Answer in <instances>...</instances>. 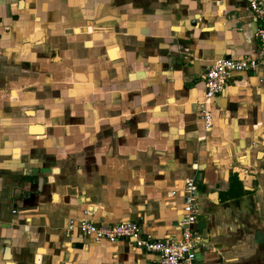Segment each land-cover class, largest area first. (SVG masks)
Instances as JSON below:
<instances>
[{
    "label": "crops",
    "instance_id": "0c3cea01",
    "mask_svg": "<svg viewBox=\"0 0 264 264\" xmlns=\"http://www.w3.org/2000/svg\"><path fill=\"white\" fill-rule=\"evenodd\" d=\"M246 0H0V264H154L79 223L179 240L198 188V264H264V67ZM72 224V225H71Z\"/></svg>",
    "mask_w": 264,
    "mask_h": 264
},
{
    "label": "built area",
    "instance_id": "2783aa9c",
    "mask_svg": "<svg viewBox=\"0 0 264 264\" xmlns=\"http://www.w3.org/2000/svg\"><path fill=\"white\" fill-rule=\"evenodd\" d=\"M253 18L262 19V26L255 36L259 42L257 58L246 59H220L206 71L204 77V101L199 105L200 119L206 129L211 125V115L207 105L224 92V88L230 75L240 72H253L259 66L264 67V0H246ZM184 205L182 220L180 222L181 238L179 240L157 241L142 233L139 224L125 221L115 225L97 226L90 221L78 224V228L84 237L95 241L109 243L130 240L135 248L156 254L154 264H198L196 262V250L204 243L200 236L192 230L198 213L196 204L198 188L192 179L186 180L182 190ZM72 225V224H71Z\"/></svg>",
    "mask_w": 264,
    "mask_h": 264
}]
</instances>
